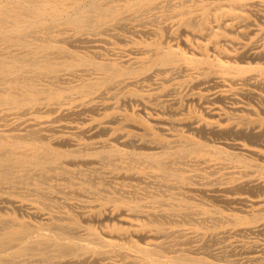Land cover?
I'll return each instance as SVG.
<instances>
[{
  "label": "bare ground",
  "instance_id": "1",
  "mask_svg": "<svg viewBox=\"0 0 264 264\" xmlns=\"http://www.w3.org/2000/svg\"><path fill=\"white\" fill-rule=\"evenodd\" d=\"M263 20L0 0V264H264Z\"/></svg>",
  "mask_w": 264,
  "mask_h": 264
},
{
  "label": "rangeland",
  "instance_id": "2",
  "mask_svg": "<svg viewBox=\"0 0 264 264\" xmlns=\"http://www.w3.org/2000/svg\"><path fill=\"white\" fill-rule=\"evenodd\" d=\"M264 21V20H263ZM248 102V104H254L253 103V101L252 100H249V101H247ZM96 113H89V115H95ZM222 209H224L225 211H227L228 209H230V208H228V207H226V208H224V207H221ZM178 226L179 227H181L182 229H188V228H191V227H194V223H192V222H190V221H186V222H184V223H182V225L181 224H176V223H174L173 225H172V228L173 229H181V228H178ZM204 228H203V230L204 231H206V232H210L212 229L211 228H208V226L207 225H204L203 226ZM262 238V239H261ZM258 239L261 241V243H262V240H263V242H264V236L263 235H259L258 236ZM234 239L233 238H229V239H217V240H213V241H208L207 243H206V245L207 246H211L210 248H216V247H218V246H223L224 244H226L227 242L229 243V241H233ZM213 243V244H212ZM216 243V244H215ZM264 244V243H263ZM241 252L240 251H238V252H234L233 254H232V256L230 257L231 259H238V260H243L244 259V257H245V255H241L240 254ZM238 254V255H237Z\"/></svg>",
  "mask_w": 264,
  "mask_h": 264
}]
</instances>
